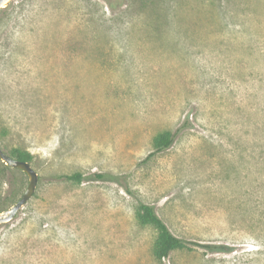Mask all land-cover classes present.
Listing matches in <instances>:
<instances>
[{"label": "rangeland", "instance_id": "rangeland-1", "mask_svg": "<svg viewBox=\"0 0 264 264\" xmlns=\"http://www.w3.org/2000/svg\"><path fill=\"white\" fill-rule=\"evenodd\" d=\"M0 148L37 174L0 225V264H264V0H9ZM27 185L0 161V213ZM140 203L227 252L157 261Z\"/></svg>", "mask_w": 264, "mask_h": 264}, {"label": "trees", "instance_id": "trees-1", "mask_svg": "<svg viewBox=\"0 0 264 264\" xmlns=\"http://www.w3.org/2000/svg\"><path fill=\"white\" fill-rule=\"evenodd\" d=\"M175 139V134L171 131H163L158 133L152 139V154H157L169 149ZM11 158L30 163L32 155L20 149H12L9 154ZM96 181L107 180L105 175L94 174L92 177ZM59 180L69 181L75 184H80L84 181L81 173H74L72 175L59 176ZM136 219L140 225L152 226L158 233L156 242L153 248V257L157 261H161L169 257L170 253L175 250L190 249V246L201 247L212 252H227L228 248L223 246L213 245H199L184 241L183 239L175 237L163 223V221L156 215L152 206L140 203L137 205Z\"/></svg>", "mask_w": 264, "mask_h": 264}, {"label": "water", "instance_id": "water-1", "mask_svg": "<svg viewBox=\"0 0 264 264\" xmlns=\"http://www.w3.org/2000/svg\"><path fill=\"white\" fill-rule=\"evenodd\" d=\"M8 1L9 0H0V9L5 8ZM0 161L5 166L23 172L28 179V185L25 191L23 192V194L19 197V199L10 208L0 213V225H3L12 221L16 216V214L20 211V209L32 197L37 183V174L32 169L29 163L18 161L11 158L8 154L4 153L1 148H0Z\"/></svg>", "mask_w": 264, "mask_h": 264}]
</instances>
